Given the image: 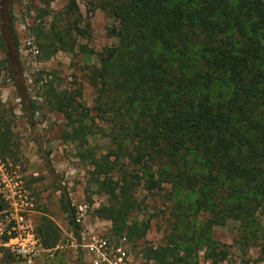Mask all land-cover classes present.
Returning a JSON list of instances; mask_svg holds the SVG:
<instances>
[{
  "label": "trees",
  "instance_id": "trees-1",
  "mask_svg": "<svg viewBox=\"0 0 264 264\" xmlns=\"http://www.w3.org/2000/svg\"><path fill=\"white\" fill-rule=\"evenodd\" d=\"M108 4L109 14L117 19L109 29L118 41L116 59H103L101 67L90 71V80L94 87L101 84L98 108L117 120L114 125L124 116H132L131 124L119 126L123 134L111 133L116 147L99 158L86 138L91 132L84 123L88 109L78 111L75 95L67 90L50 91L49 100L71 123L79 158L93 165L97 188L108 196L107 204L94 209V215L109 219L117 235L143 237V224L131 217L138 206L137 186L143 180L147 190H160L163 182L193 189L198 180L188 173L192 160L208 168L212 184L241 181L237 213L264 214V0H110ZM67 10L80 18L75 0H69ZM71 28L83 34L78 24L65 28L59 48L73 49L75 43L67 41ZM0 47L4 49L2 42ZM109 91L125 96L114 99ZM6 134L0 127L3 159L10 152ZM126 158L142 173L121 168L117 178L110 176L107 171ZM202 194L198 202L204 206ZM59 204L79 236L65 188L60 190ZM37 232L45 247H53L59 239L58 227L47 217L40 219ZM147 250L148 259L156 264L185 261L175 245Z\"/></svg>",
  "mask_w": 264,
  "mask_h": 264
},
{
  "label": "rangeland",
  "instance_id": "rangeland-1",
  "mask_svg": "<svg viewBox=\"0 0 264 264\" xmlns=\"http://www.w3.org/2000/svg\"><path fill=\"white\" fill-rule=\"evenodd\" d=\"M109 1L75 0L80 18H74L67 10L69 0H0V127L10 145L5 158L0 155V238L6 237L17 211L40 243L29 262L0 246V264H156L147 249L169 244L184 255L180 264H264V214L237 213L241 181L212 184L208 168L193 160L188 171L198 180L193 189L163 182L160 190H147L143 180L137 186L138 206L131 217L143 224V237L117 235L109 219L94 215L108 196L97 188L93 165L79 158L71 123L49 100L50 91L67 90L75 95L78 111L88 109L84 123L91 132L86 138L99 158L116 147L111 133L123 134L119 126L131 124L132 116H124L114 125L117 120L98 108L101 84L94 87L90 80V71L101 67L103 59H116L118 41L109 29L117 19L109 14ZM75 24L84 28L83 34L69 29L73 49L59 48L64 29ZM113 92L109 97L125 96ZM115 166L107 171L115 178L121 168L143 171L127 158ZM203 181L209 184L202 186ZM63 188L79 219V236L60 207ZM202 193L204 206L198 202ZM42 217L58 227L53 247H45L38 235Z\"/></svg>",
  "mask_w": 264,
  "mask_h": 264
},
{
  "label": "built area",
  "instance_id": "built-area-1",
  "mask_svg": "<svg viewBox=\"0 0 264 264\" xmlns=\"http://www.w3.org/2000/svg\"><path fill=\"white\" fill-rule=\"evenodd\" d=\"M2 173L3 171L0 167V175ZM11 218L13 219V223L10 226L11 229L8 230L6 237L0 238V246L9 249L13 254L29 262L37 254L40 246L38 237L33 231L31 224L25 221L19 212L14 211V215ZM76 220L77 222L79 221L77 217Z\"/></svg>",
  "mask_w": 264,
  "mask_h": 264
}]
</instances>
